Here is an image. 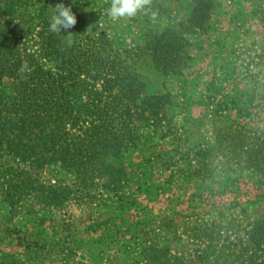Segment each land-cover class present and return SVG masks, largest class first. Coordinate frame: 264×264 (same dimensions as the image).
<instances>
[{
    "label": "trees",
    "instance_id": "16d2710c",
    "mask_svg": "<svg viewBox=\"0 0 264 264\" xmlns=\"http://www.w3.org/2000/svg\"><path fill=\"white\" fill-rule=\"evenodd\" d=\"M173 1L152 0L147 14L112 20L107 14L111 0H0V198L9 214H24L27 197L52 210L73 201L90 207L96 180L108 185L122 181L124 150L170 97L154 86L165 89L168 79L190 67L188 33L206 29L220 7V0H175L190 12L186 20L176 21L167 15L166 4ZM58 3L71 6L77 18L60 35L49 31ZM79 5L99 14L106 27H92ZM163 20L168 23L160 24ZM139 29L142 34L131 39ZM69 33L71 46L66 43ZM121 37L131 42H120ZM241 67L249 71V64ZM231 99L230 93L224 95L215 108L220 119L235 104ZM220 129L226 149L234 154L228 170L248 171L252 179L239 180L247 199L224 224L206 219L199 225L205 242L196 260L264 264V141L256 146L235 142L227 128ZM42 171L54 176L49 184L41 180ZM262 206L261 212L255 209ZM163 221L171 223L169 216ZM13 233L31 256H43L49 240L43 230ZM143 238H135L134 251L148 264L183 262L173 259L169 246H149Z\"/></svg>",
    "mask_w": 264,
    "mask_h": 264
},
{
    "label": "rangeland",
    "instance_id": "374dc122",
    "mask_svg": "<svg viewBox=\"0 0 264 264\" xmlns=\"http://www.w3.org/2000/svg\"><path fill=\"white\" fill-rule=\"evenodd\" d=\"M79 6L92 27H106L99 14ZM166 7L168 17L176 21L190 16L183 3L174 0ZM262 9L264 0H220L207 28L191 29L190 67L168 79L165 89L154 86L170 93L163 99L166 107L141 127L136 142L124 150L122 181L93 183L97 196L92 206L73 201L52 210L27 197L24 214L16 215L8 213L0 198V264H148L144 255L134 251L135 238L142 234L149 246H169L173 259H183L181 264H207L196 260L205 242L199 225L206 219L224 224L247 199L239 180L252 179L248 171L228 170L234 154L226 149L220 128H227L235 142L256 146L264 141ZM141 34L135 30L131 39ZM120 42L131 40L121 37ZM246 64L249 71L241 67ZM229 93L235 104L220 119L214 110ZM39 175L47 184L54 179L47 171ZM262 208L255 207L260 212ZM165 216L171 223L163 221ZM27 229L45 232L48 255L41 249L43 256L37 259L14 239L13 230Z\"/></svg>",
    "mask_w": 264,
    "mask_h": 264
},
{
    "label": "clouds",
    "instance_id": "9594fccd",
    "mask_svg": "<svg viewBox=\"0 0 264 264\" xmlns=\"http://www.w3.org/2000/svg\"><path fill=\"white\" fill-rule=\"evenodd\" d=\"M152 5V0H111L107 14L112 20L130 18L138 13H148ZM77 23V18L73 13L71 6H65L58 3L54 7L53 15L50 17L49 31L60 35L62 30L73 28ZM68 46L73 43L72 34L69 33L66 41ZM24 66L21 68L23 71Z\"/></svg>",
    "mask_w": 264,
    "mask_h": 264
}]
</instances>
